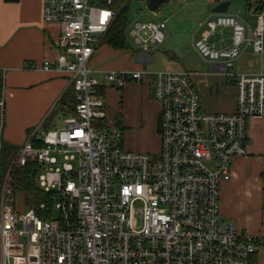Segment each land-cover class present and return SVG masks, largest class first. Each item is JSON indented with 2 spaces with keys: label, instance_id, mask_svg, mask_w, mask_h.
I'll return each mask as SVG.
<instances>
[{
  "label": "built area",
  "instance_id": "2783aa9c",
  "mask_svg": "<svg viewBox=\"0 0 264 264\" xmlns=\"http://www.w3.org/2000/svg\"><path fill=\"white\" fill-rule=\"evenodd\" d=\"M116 0H44L43 20L60 31L59 55L47 72L65 74L75 94L64 126L27 136L2 179L0 264H251L264 236L245 233L236 220L221 221L220 189L232 178L233 162L248 155V123L264 117V72L231 70L246 48L264 55V8L248 0L254 27L239 16L213 13L193 41L213 73L235 82L232 114L204 113L192 73L151 72L146 65L168 39L166 21H130L124 36L144 66L104 72L123 88L153 79L161 105L159 162L123 149L124 132L107 116V95L89 67L116 18ZM230 29L231 46L217 49L209 38ZM100 36V40H99ZM5 97L0 95V152ZM102 121V125L98 122ZM35 164L40 189L53 195V212L17 209L12 169ZM25 194V193H20ZM41 211L48 210L42 204Z\"/></svg>",
  "mask_w": 264,
  "mask_h": 264
},
{
  "label": "crops",
  "instance_id": "0c3cea01",
  "mask_svg": "<svg viewBox=\"0 0 264 264\" xmlns=\"http://www.w3.org/2000/svg\"><path fill=\"white\" fill-rule=\"evenodd\" d=\"M225 1L231 2V8L233 0H183L186 6L202 7L200 21L195 23L192 41L202 37L206 30L205 27L199 28V23L212 15V10ZM43 2L44 0H0V95L4 94L5 97L2 140L4 146L14 147L16 151L27 136L38 130L48 119L53 108L61 103L64 94L70 89L67 87V75L43 69L45 62H56L59 55L57 42L60 39L58 26L46 24L43 20ZM143 2L147 4L148 0ZM255 3L259 10L264 8V0H255ZM229 14L239 16L252 27L256 25L239 13ZM173 19L172 15L170 22ZM164 21L168 24L167 19ZM173 29L165 43L176 37V27ZM231 37V30L224 29L213 34L209 43L217 49L228 48L231 46ZM191 46L193 48V43ZM161 47L153 54L154 61L158 55L181 59L172 42H169L164 54L160 53ZM171 61L168 60L169 63ZM236 64L240 68L236 73H261L264 72V55L255 54L249 47L244 50L234 67ZM89 67L107 95L108 121L120 122L124 132L123 149L152 155L151 143L146 141L151 138L152 133H156V152L159 153L161 105L154 96L153 79L140 83L128 81L123 88H118L115 84L108 85L103 77L104 72L143 69L144 66L135 53L129 48H113L102 39ZM169 67L156 66L153 71ZM190 73L191 82L200 96L202 112L234 113L237 99L235 82L213 73L211 66L200 73ZM65 109H68L67 114L72 113L71 108ZM102 124V121L98 122V125ZM137 134L144 138V143L138 147ZM247 150V156L234 160L231 180L221 185V221L236 220L245 233L264 236V117L249 120ZM251 264H264V247L252 257Z\"/></svg>",
  "mask_w": 264,
  "mask_h": 264
},
{
  "label": "rangeland",
  "instance_id": "374dc122",
  "mask_svg": "<svg viewBox=\"0 0 264 264\" xmlns=\"http://www.w3.org/2000/svg\"><path fill=\"white\" fill-rule=\"evenodd\" d=\"M190 1V0H185ZM196 1H203V0H196ZM129 2V20H140V21H151V20H159L164 21L167 19V32L171 34L174 30L173 27H176V37H174L171 41L166 42L162 45L160 53L164 54L163 51L168 49L169 42H172V45L175 44L176 50L179 51V55L181 59H170L169 57L165 58L162 56H156L155 61L153 63H149L146 65L147 70L152 72H159L153 71L156 66H163L169 65V68H165L160 71H185V72H202L205 68H208L210 65H207L200 57L195 53L191 44L193 43V31L195 27V23L200 21L201 17V6H186L183 0H169L166 4L162 6V8L155 14L151 15L148 13L146 8V4L143 1L139 0H127ZM248 0H233L232 7L229 9L228 13L236 12L239 13L240 16L243 18H247L249 22L256 24L257 17L253 14L250 15L247 11ZM185 6V7H184ZM201 9V11H200ZM173 15L174 19L170 22L171 16ZM173 29V30H172ZM169 37V36H168ZM100 38V36H99ZM153 55V54H152ZM168 60H172V63H169ZM232 72L240 71L239 65L236 64L234 69L231 70ZM228 81V80H227ZM72 88L67 91L61 103L56 105L48 119L44 121L43 124L38 128V137H44L47 131L61 128L64 126V120L67 117L68 110L65 109L63 104H65L70 97L72 96ZM111 111V110H110ZM160 137V132H159ZM146 142L151 143L152 146V155H151V162L152 164H157L159 162L160 156L157 153L158 148V140L157 134L152 133L151 138ZM144 143V138L140 137L137 134V147L140 146L139 144ZM2 152V150H1ZM0 152V196L2 193V179L6 174L9 165L6 166V162L4 161L5 158L3 157L2 153ZM16 153V152H15ZM4 159V160H3ZM37 183V182H36ZM37 186L39 187L38 183ZM40 188V187H39ZM21 192H17L15 194L16 197V205L18 210H28L29 208L33 207V197L30 194H20ZM46 204V203H44ZM54 216L56 217L57 212H53ZM241 229V228H240Z\"/></svg>",
  "mask_w": 264,
  "mask_h": 264
},
{
  "label": "trees",
  "instance_id": "16d2710c",
  "mask_svg": "<svg viewBox=\"0 0 264 264\" xmlns=\"http://www.w3.org/2000/svg\"><path fill=\"white\" fill-rule=\"evenodd\" d=\"M145 1V0H139ZM129 2L127 0H116L113 2L111 8L116 12V18L110 27L108 33L103 37L106 44L112 46L116 49H127L128 44L124 36L126 27L128 26L129 20ZM103 90V89H101ZM64 107L71 108L72 113H74L76 100L74 90H72V96L70 99L63 104ZM68 110V109H67ZM67 114L66 116H68ZM160 127V119H159ZM160 130V129H159ZM14 147H7L3 145L2 155L5 158L6 166L10 165L14 155ZM35 164H28L25 167H15L11 172V184L14 187L15 192H21L25 194H30L33 197V206L35 207L37 213L43 217L48 218L53 212V195L45 193L42 189L37 186L35 175H36ZM48 204V210L43 213L41 211L42 204Z\"/></svg>",
  "mask_w": 264,
  "mask_h": 264
},
{
  "label": "water",
  "instance_id": "95a60500",
  "mask_svg": "<svg viewBox=\"0 0 264 264\" xmlns=\"http://www.w3.org/2000/svg\"><path fill=\"white\" fill-rule=\"evenodd\" d=\"M167 2L169 0H148L146 8L150 14L155 15ZM230 5V1L222 2L212 10V13H228Z\"/></svg>",
  "mask_w": 264,
  "mask_h": 264
}]
</instances>
